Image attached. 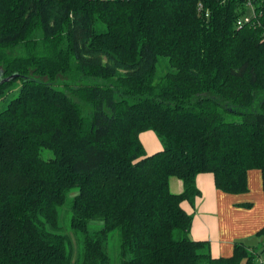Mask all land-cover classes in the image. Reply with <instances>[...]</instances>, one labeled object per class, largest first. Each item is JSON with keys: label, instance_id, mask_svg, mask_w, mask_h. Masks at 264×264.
Segmentation results:
<instances>
[{"label": "trees", "instance_id": "trees-1", "mask_svg": "<svg viewBox=\"0 0 264 264\" xmlns=\"http://www.w3.org/2000/svg\"><path fill=\"white\" fill-rule=\"evenodd\" d=\"M251 2L0 0V81L17 74L0 82V264H264L243 242L214 257L182 207L200 173L243 194L260 169L264 187V0ZM146 130L160 151L146 154Z\"/></svg>", "mask_w": 264, "mask_h": 264}, {"label": "crops", "instance_id": "crops-1", "mask_svg": "<svg viewBox=\"0 0 264 264\" xmlns=\"http://www.w3.org/2000/svg\"><path fill=\"white\" fill-rule=\"evenodd\" d=\"M145 135L146 138H144ZM140 139L145 149H150V154L162 149L160 144L153 140L149 132H141ZM262 184L261 170L250 169L248 171L249 192L230 194L216 188L213 173H200L197 176V186L201 194L193 202L189 200L182 202V207L193 216L190 231L191 238L194 240H208L214 257L231 256L236 242L249 243L250 240L246 239L251 234L258 233L264 225V218H262L260 211L250 213L255 209V203L252 209L241 207L238 204L253 201L251 190L254 193V190L257 191ZM170 188L174 193H181L184 190L183 181L172 176L170 178ZM261 195L260 198L264 201V196ZM247 246L259 250V246ZM262 260H264L263 257Z\"/></svg>", "mask_w": 264, "mask_h": 264}, {"label": "rangeland", "instance_id": "rangeland-1", "mask_svg": "<svg viewBox=\"0 0 264 264\" xmlns=\"http://www.w3.org/2000/svg\"><path fill=\"white\" fill-rule=\"evenodd\" d=\"M166 70V67L164 65H160L159 66V70H158V75H162ZM21 84V82H19V85ZM228 119H231V120H239L241 118V115H238V114H228L227 115ZM150 133L153 137V140H155L156 142H158L160 144V148H163V144L159 138V136L157 135V133L153 130H146V131H143L142 133ZM144 138H146V135L144 136ZM147 143V142H146ZM146 154H150V149H146ZM260 194H262L261 196H264V187H263V184L260 185V188H258V190H254V193H253V190H251V195L253 197V203H255V209H253L252 211H250V213H253V212H258L260 211L261 212V215H262V218H264V201L263 199L260 198ZM69 204V203H68ZM252 209V208H251ZM61 212H62V225H63V228L65 230V232L70 236L71 240H72V243H73V246H74V261L77 260L78 258V255L81 254V252L83 251V242H82V239L80 237L79 234H76L73 229H71V226H70V220H71V216H72V212H71V209L69 208L68 205H65L62 209H61ZM98 226V222L97 221H94V223L91 222L90 224V229L93 230L92 228H95ZM256 229V228H254ZM258 229V228H257ZM261 229H264V225L259 229V231ZM258 234H251L250 236H248L249 238H245L246 240H250L249 243H246V245H251V246H259V252H260V259L262 260V257L264 258V233L260 234L259 237H257ZM118 239H119V236H118ZM116 240V239H115ZM113 241L111 243V240H110V243H109V247L112 246V248H114L117 244V241ZM112 252H116V249H111ZM114 255V257H116V254H112ZM263 255V256H262Z\"/></svg>", "mask_w": 264, "mask_h": 264}, {"label": "built area", "instance_id": "built-area-1", "mask_svg": "<svg viewBox=\"0 0 264 264\" xmlns=\"http://www.w3.org/2000/svg\"><path fill=\"white\" fill-rule=\"evenodd\" d=\"M249 6L250 7H252L253 8V4H252V2H251V0H249ZM208 15V14H207ZM256 14L253 12L251 15H247V16H245V17H243V18H240L239 20H238V25L241 27L244 23H246V22H249L250 21V19L252 18V16H255Z\"/></svg>", "mask_w": 264, "mask_h": 264}, {"label": "water", "instance_id": "water-1", "mask_svg": "<svg viewBox=\"0 0 264 264\" xmlns=\"http://www.w3.org/2000/svg\"><path fill=\"white\" fill-rule=\"evenodd\" d=\"M16 75H17V74L12 75V76H10V77H7V78L1 80L0 82H2V81H3V82H4V81H9V80H11L12 78L16 77Z\"/></svg>", "mask_w": 264, "mask_h": 264}]
</instances>
